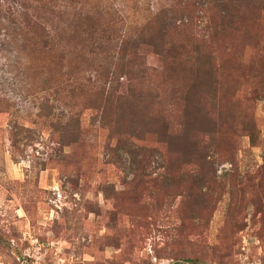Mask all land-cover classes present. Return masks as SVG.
Returning <instances> with one entry per match:
<instances>
[{"label": "rangeland", "instance_id": "374dc122", "mask_svg": "<svg viewBox=\"0 0 264 264\" xmlns=\"http://www.w3.org/2000/svg\"><path fill=\"white\" fill-rule=\"evenodd\" d=\"M30 2L46 31L65 30L44 50L7 22ZM224 4L227 13L216 0H0L10 103L0 113V264H264V0ZM70 5L99 19L82 28ZM163 16L185 65L159 71L146 46L135 56L158 66L146 84L157 83L161 105L148 117L183 132L190 156L179 140L170 151L159 143L162 120L112 131L89 104L93 69L56 73L78 51L97 60L100 32L146 36ZM198 51L207 74H196Z\"/></svg>", "mask_w": 264, "mask_h": 264}, {"label": "trees", "instance_id": "16d2710c", "mask_svg": "<svg viewBox=\"0 0 264 264\" xmlns=\"http://www.w3.org/2000/svg\"><path fill=\"white\" fill-rule=\"evenodd\" d=\"M216 1L219 6H222L221 11L227 13L228 8L224 4L226 0ZM36 6H38L36 2H30L29 5H26V15L20 13L19 16H13L11 12V15H8L7 22L8 24L15 25L20 28L23 33H28L29 39H31L33 42L31 43L32 46L30 48L44 50L46 49L47 45L53 44V42H55V35L59 34L63 36L66 34L64 32L65 30L59 29L58 26L52 29V33L48 30L46 31V27L44 28V26L40 24V17L38 18L35 14L38 12L33 10ZM169 7L170 11L172 12L173 4ZM69 10L70 11L68 14L72 13L76 15V20H80L82 22L81 27L83 25L89 26L91 23L90 21H96V19H99H90L89 15H85L83 13L85 10L84 8H75L73 13L70 5ZM225 15L226 14L221 15V18H225ZM164 19L166 20V17L164 16L151 19L149 23H153L154 26L150 30V33H148L146 36L143 33V28L140 31L138 30L137 34L133 33L128 28L123 31V35L119 34V36L112 33V29H110L108 33L105 31L100 32V39L97 41L100 54L97 60L88 58L87 56H80V52L78 51L71 58L66 56V63L57 62L55 64L57 67L56 73L60 71L61 76L70 74L68 73V71H70L72 72L70 75L73 77L77 75L78 77H84L85 72L88 69L94 70L97 81L91 84L93 87V89H91L93 90V95L89 96V104H91V107L100 114L101 121L107 124L110 128L114 126L111 128L112 131L117 132L115 128H120V126L124 125L125 122H127L126 124L128 126H130L131 123L133 125L137 122L138 117H141L144 120H151L153 124L162 120L157 117H148L149 114H153L155 112V108H158V106L161 105L157 83L153 84L152 86L146 84H151V79H146L148 71H157L158 66L146 67L144 62L142 64L139 63L136 59L135 52L137 49H140V47L143 46L149 48L148 51L151 54L157 56L159 63H161L159 71H174L175 73L177 71V67L185 65L183 64L184 61L182 60V48L179 46L176 47V45L174 46L171 44L170 40H168L170 43L167 42L169 34L168 32L170 29L167 27V25H165ZM76 20L73 17V21L75 23ZM5 24L7 25V23ZM60 24L61 22L59 21L58 25L60 26ZM86 30L91 32L90 29ZM88 35L90 37L94 36L95 34L94 32H91ZM66 52H68V50H66ZM32 53H35V51H32ZM49 53L50 52H45V57H41V59L47 64L51 61V58L48 57ZM201 53V51H198V57H200V59L202 58L203 61H198L199 58L197 59V75L207 74L208 71L210 72V68L208 70L207 60L202 56ZM74 56L77 58L78 64L77 62L73 61ZM58 63L60 66L59 70ZM63 65L67 67L68 71L63 72ZM150 74L151 73H149V75ZM60 90L62 94L68 93L66 86ZM62 96L66 97L65 95ZM9 105V99L4 97L3 93H0V113L5 111ZM182 120L184 121L182 123L184 125V129L189 128V126H187V121H185V115H183ZM155 133L159 136V143L161 145H165L167 151L171 150L170 147L172 143L176 142V140L181 141L186 149L192 145L189 143L187 136L182 134L183 132H174L173 129L170 128L169 122L166 120H162L160 122V129L155 131ZM12 139L15 141V137H12ZM137 139H140V137H137ZM130 144L134 145L135 143L132 141ZM193 146L194 145H192V149L196 150V148ZM187 155H191L188 153V149ZM194 158L198 159V163H202V159L205 157L201 155L198 158Z\"/></svg>", "mask_w": 264, "mask_h": 264}]
</instances>
